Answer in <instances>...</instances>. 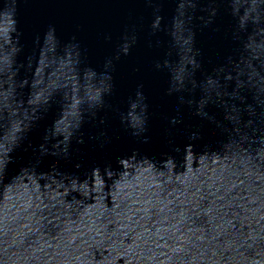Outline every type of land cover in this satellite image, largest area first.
Listing matches in <instances>:
<instances>
[{
    "label": "water",
    "instance_id": "1",
    "mask_svg": "<svg viewBox=\"0 0 264 264\" xmlns=\"http://www.w3.org/2000/svg\"><path fill=\"white\" fill-rule=\"evenodd\" d=\"M0 264H264V0H0Z\"/></svg>",
    "mask_w": 264,
    "mask_h": 264
}]
</instances>
